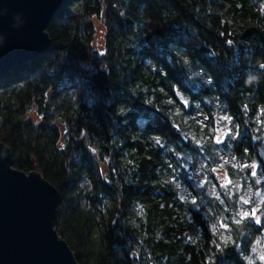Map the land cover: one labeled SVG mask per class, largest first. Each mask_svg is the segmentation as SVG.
Returning <instances> with one entry per match:
<instances>
[{
    "label": "trees",
    "instance_id": "1",
    "mask_svg": "<svg viewBox=\"0 0 264 264\" xmlns=\"http://www.w3.org/2000/svg\"><path fill=\"white\" fill-rule=\"evenodd\" d=\"M46 31L0 142L78 263L264 264V0H68Z\"/></svg>",
    "mask_w": 264,
    "mask_h": 264
},
{
    "label": "water",
    "instance_id": "2",
    "mask_svg": "<svg viewBox=\"0 0 264 264\" xmlns=\"http://www.w3.org/2000/svg\"><path fill=\"white\" fill-rule=\"evenodd\" d=\"M67 1L0 0V78L52 49L46 29ZM60 200L38 171L14 168L0 142V264H79L54 227Z\"/></svg>",
    "mask_w": 264,
    "mask_h": 264
},
{
    "label": "rangeland",
    "instance_id": "3",
    "mask_svg": "<svg viewBox=\"0 0 264 264\" xmlns=\"http://www.w3.org/2000/svg\"><path fill=\"white\" fill-rule=\"evenodd\" d=\"M96 27H97V39L95 41L94 48L99 52H103L105 46V28L102 22L99 21L96 22ZM28 118H31L32 120H39L35 111H31L28 114Z\"/></svg>",
    "mask_w": 264,
    "mask_h": 264
},
{
    "label": "snow or ice",
    "instance_id": "4",
    "mask_svg": "<svg viewBox=\"0 0 264 264\" xmlns=\"http://www.w3.org/2000/svg\"><path fill=\"white\" fill-rule=\"evenodd\" d=\"M157 143H160V141H159V140H157ZM246 203H247V201H246ZM244 215H247V213H245ZM258 222H259V220H258Z\"/></svg>",
    "mask_w": 264,
    "mask_h": 264
},
{
    "label": "clouds",
    "instance_id": "5",
    "mask_svg": "<svg viewBox=\"0 0 264 264\" xmlns=\"http://www.w3.org/2000/svg\"><path fill=\"white\" fill-rule=\"evenodd\" d=\"M190 60V58H188Z\"/></svg>",
    "mask_w": 264,
    "mask_h": 264
}]
</instances>
